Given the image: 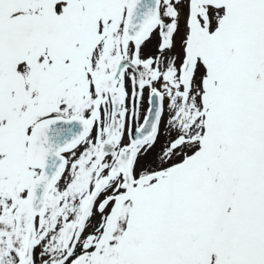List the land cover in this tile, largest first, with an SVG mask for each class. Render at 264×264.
Masks as SVG:
<instances>
[{"label": "snow or ice", "instance_id": "1", "mask_svg": "<svg viewBox=\"0 0 264 264\" xmlns=\"http://www.w3.org/2000/svg\"><path fill=\"white\" fill-rule=\"evenodd\" d=\"M0 264H264V0H0Z\"/></svg>", "mask_w": 264, "mask_h": 264}]
</instances>
